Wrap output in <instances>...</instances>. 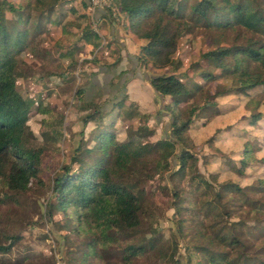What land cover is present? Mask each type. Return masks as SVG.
Masks as SVG:
<instances>
[{
	"label": "rangeland",
	"instance_id": "1",
	"mask_svg": "<svg viewBox=\"0 0 264 264\" xmlns=\"http://www.w3.org/2000/svg\"><path fill=\"white\" fill-rule=\"evenodd\" d=\"M54 1L58 6L55 15L60 14L59 23L51 24L37 34L31 40L32 50L24 51L17 65L18 91L30 101L21 147L42 150L40 183L31 180L28 191L16 194L6 192L0 183V244L11 245L7 253H0V264L121 263L117 253L119 245L109 246L106 257L79 258L83 237L71 231L59 214L51 221L47 219L45 205L51 196L54 175L69 164L73 148L80 139L91 147L95 132L109 126L108 123L113 122L110 128L117 141L126 140L129 127L149 129L134 135L143 141L168 136L170 117L163 110L166 101L155 94L146 78L148 73L173 71L182 81H200L197 73H192V63L200 64L201 54L215 48L217 43L236 47L242 44V39H237L233 31L217 25H193L177 41L171 65L164 69L138 68L135 72L136 65L131 60L122 59L124 55L119 58L121 49L113 45L108 31L110 23L108 19L103 21V17H96L90 0H86L87 6L82 5V0ZM110 3V16L118 19L117 23L126 21L118 8L112 7V0ZM222 13L221 7L209 10L207 18L209 21L218 20ZM84 27L90 29L87 34L82 33ZM88 33H96L97 39ZM131 48L135 49V46L131 44ZM117 57L123 61L116 67L109 65V73L105 71L107 64ZM224 61L228 64L225 74L206 83V88L212 92L219 86L230 89L248 76L234 68L231 56ZM79 90L83 91V100ZM261 92V87H255L246 95L229 92L218 97V114L211 118L196 117L190 126L189 138L183 142L196 160L189 162L180 175L168 177L163 173L155 176L142 185V195L137 187L132 188L143 204L140 231L146 237L142 242L146 250L147 239L155 236L161 244H176L182 261L189 259L190 264H205L204 256L196 252L195 247L209 245L210 239L219 233L229 235L230 223L236 221H242L240 227L249 242L255 243V247L261 245L264 221L259 218L262 225L257 224L254 215L246 213L250 208L247 199L255 203L257 199L264 200V192L257 187L258 181L264 180V93ZM120 98H123L121 106L113 107L101 120L96 118L83 126L81 118L94 109L90 104L108 110ZM186 100L190 101L191 97L187 96ZM129 111L136 115L127 116ZM257 112L261 113L258 122L249 125L251 115ZM245 142L250 143L251 151L254 149L256 160L242 174L236 168L240 166ZM172 164L170 169H176L175 159ZM75 168L76 165H72V169ZM199 175L215 188L224 182L248 187L244 196L235 195L238 202H229L223 197L222 203H226V209L230 211L227 219L213 217L201 194L199 178H195ZM177 208H180L178 213ZM154 228L157 231H152ZM132 264L165 263L157 254L147 250Z\"/></svg>",
	"mask_w": 264,
	"mask_h": 264
},
{
	"label": "trees",
	"instance_id": "2",
	"mask_svg": "<svg viewBox=\"0 0 264 264\" xmlns=\"http://www.w3.org/2000/svg\"><path fill=\"white\" fill-rule=\"evenodd\" d=\"M67 1L71 0H63ZM81 3L87 6L86 0ZM113 6L125 16L129 33L143 41L134 60L130 59L136 65L135 72L138 68L164 69L171 65L177 41L193 25H217L228 29L237 39H242V44L234 47L217 43L215 48L204 51L200 64L191 65L192 73H197L200 81H182L173 71L148 73L146 78L155 94L166 101L163 110L170 117L169 135L155 141H143L134 135L149 129L129 127L126 140L117 141L110 128L112 122L95 132L91 147L80 139L73 148L69 164L54 175L44 213L50 221L59 214L71 231L83 237L79 258L106 257L109 246L119 245L117 253L121 263L107 261L108 264H132L147 250L157 254L165 264H190L189 259L182 261L176 244H161L154 236L147 239V250L142 245L146 237L140 231L143 204L139 195L144 192L142 185L155 176L163 173L168 177L180 175L189 162L196 160L183 142L189 138V129L196 117L211 118L218 114V97L229 92L246 95L255 87H261V93H264V0H112ZM57 7L54 0H0V183L8 193L28 191L31 180L40 183L42 150L21 147L30 101L18 91L17 65L21 62L20 55L29 48L32 50L31 40L51 24L59 23L60 14L55 15ZM218 7L222 9V17L209 21L208 11ZM103 11L112 15L110 7ZM88 31L90 29L84 27L82 33ZM90 37L97 39V34L91 33ZM228 56L232 57L234 68L248 76L230 89L218 85L220 88L212 92L206 88V83L225 74L228 64L224 59ZM116 60L118 58L106 67L115 65ZM232 79L235 82L236 79ZM78 94L83 100V91L79 90ZM187 96L191 97L188 102ZM122 104L123 98L108 110L90 104L94 109L86 113L81 122L85 126L96 118L101 120L113 107ZM133 115H136L133 111L127 113L129 117ZM260 117V112L253 113L249 125H255ZM79 135L82 137L83 132ZM252 150L250 143L245 142L237 172L243 174L244 169L256 160ZM172 159L177 162L176 169H170ZM74 164L76 168L72 169ZM197 177L201 194L217 220L227 219L230 215L226 203H222L223 197L226 201L238 202L235 195L244 196L248 191V187L233 182H224L215 188L200 175ZM134 187L138 188L139 195L133 192ZM257 187L264 192V180H259ZM173 195L176 196V192ZM246 203L250 207L246 213L254 215L255 222L262 225L259 218L264 221V200L257 199L255 203L247 199ZM241 223L231 222L229 235L219 233L210 239L209 245L195 247V251L204 256L205 264H264V238L261 245L255 247V243L245 238ZM62 240L66 241V238L62 236ZM10 249V243L0 244V253ZM90 262L97 264V261Z\"/></svg>",
	"mask_w": 264,
	"mask_h": 264
},
{
	"label": "crops",
	"instance_id": "3",
	"mask_svg": "<svg viewBox=\"0 0 264 264\" xmlns=\"http://www.w3.org/2000/svg\"><path fill=\"white\" fill-rule=\"evenodd\" d=\"M96 17H103V21H107L110 23L108 27V31L110 32V37L113 39V45H116L121 49L119 51V58H122L124 60H134L136 54L138 53V46L142 43L139 39L134 37L131 33H126V25L127 21H124L122 23H117L118 19H113L110 15H107L103 9L96 10ZM110 18V19H109ZM131 38V39H130ZM126 40V41H125ZM131 44L135 46L134 48H131ZM118 58V57H117ZM115 58V59H117ZM116 60L117 63L115 65H112V67H116L118 63H120L121 59ZM112 62V61H111ZM105 68V67H103ZM110 67H106L105 71L109 73Z\"/></svg>",
	"mask_w": 264,
	"mask_h": 264
},
{
	"label": "built area",
	"instance_id": "4",
	"mask_svg": "<svg viewBox=\"0 0 264 264\" xmlns=\"http://www.w3.org/2000/svg\"><path fill=\"white\" fill-rule=\"evenodd\" d=\"M92 8L97 9H106L110 7V0H90Z\"/></svg>",
	"mask_w": 264,
	"mask_h": 264
}]
</instances>
